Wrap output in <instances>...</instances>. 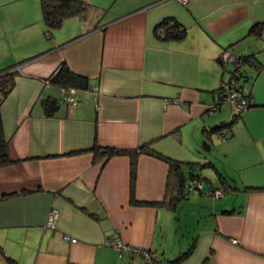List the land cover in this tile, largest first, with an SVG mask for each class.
<instances>
[{"label": "crops", "instance_id": "crops-1", "mask_svg": "<svg viewBox=\"0 0 264 264\" xmlns=\"http://www.w3.org/2000/svg\"><path fill=\"white\" fill-rule=\"evenodd\" d=\"M87 1L105 9L98 25L72 16L50 36L40 0L0 1V68L23 60L0 107L12 159L0 166V264L135 262L139 256L104 243L113 232L159 261L174 258L183 249L166 254L163 235L173 214L181 221L183 199L193 200L198 220L186 240L192 252L179 264H264V188L247 189L264 186V90L243 87L255 105L223 126L225 135L211 130L235 112L222 102L211 107L225 77L222 51L253 53L262 64L258 75L264 73V40L248 35L254 22L264 25V0ZM166 16L186 27L182 38L156 32ZM61 62L89 79L87 89L74 90L77 103L60 101L64 89L44 83ZM44 98L59 103L52 115L44 113ZM142 144L204 162L200 173L209 181L170 210L159 204L168 164L140 153L133 195L142 203L130 202L129 156L106 159L92 147ZM222 188L228 195H210ZM52 207L58 214L49 228Z\"/></svg>", "mask_w": 264, "mask_h": 264}, {"label": "trees", "instance_id": "trees-1", "mask_svg": "<svg viewBox=\"0 0 264 264\" xmlns=\"http://www.w3.org/2000/svg\"><path fill=\"white\" fill-rule=\"evenodd\" d=\"M40 8L43 22L46 28V35L50 36V32L54 29L59 28L62 25V22L72 16H77L80 20L89 23L92 27L98 25L101 22L103 15L105 14V9L100 8L87 0H40ZM262 22H254L248 29V35L259 36L262 33ZM156 32L162 33L164 37L169 38H182L186 33V27H184L179 21H177L172 16H166L155 26ZM220 59V58H219ZM241 66L239 68L241 72V78L238 80V88L241 90V95L247 97L251 103L249 106L255 105V101L252 99L250 92H246L243 89L241 82L245 79L243 72L244 64H249L257 69L262 66L258 58L253 54H242L240 55ZM23 60L13 62L12 64L6 65L0 68V107L6 96L13 89L15 84V77L18 74V70L15 69L17 64H20ZM226 81L225 78L222 79V82ZM221 82V83H222ZM44 83H51L61 87L62 89L73 88L77 89H87L90 85L89 79L85 76L73 72L65 62H61L46 78H44ZM221 85L216 89V94L218 96ZM217 98V97H216ZM58 101L52 98H44L42 100V106L44 113L46 115H52L57 106ZM235 111V110H234ZM241 111L234 112V116L227 122H224L216 127H213L211 130L216 132L217 136L225 135L221 129L223 126H230L237 115ZM0 113V166L10 164L12 159L9 157L7 150V142L3 135L2 130V121ZM216 128V129H215ZM210 132V129L208 130ZM92 150L95 156H102L106 159L115 156V155H128L130 158L129 166V181H130V202L132 203H142L135 200L133 195V185L136 175V160L137 156L140 153H148L153 155L168 164V175L166 179L165 193L162 200L159 201V204L164 205L170 210H174L178 202L186 197L187 191L189 188L187 184L189 181L194 179L204 180L208 182V178L201 176L200 169L205 164L204 162H197L191 160H180L169 157L153 148L149 144H142L137 148H116V147H98L93 146ZM219 179L225 183V178L221 173H217ZM264 186L260 187H247V189H261ZM201 189V188H200ZM228 188H222V193L225 195V190ZM216 190H211L212 192ZM214 199L221 198L223 196L214 197ZM148 203H156L149 202ZM193 249V242H191L188 247L180 251L174 258L166 259L159 261L154 256V260L159 261L160 264H179L185 258H187Z\"/></svg>", "mask_w": 264, "mask_h": 264}, {"label": "built area", "instance_id": "built-area-1", "mask_svg": "<svg viewBox=\"0 0 264 264\" xmlns=\"http://www.w3.org/2000/svg\"><path fill=\"white\" fill-rule=\"evenodd\" d=\"M181 3H185L187 0H177ZM220 61L222 63H232L233 68L230 70V76L229 78L222 82L219 94L216 98V102L211 106L214 108L221 102H228L230 103L233 110L239 112L243 111L247 107H249L251 101L241 95V90L238 88V80L241 78V72L239 70L241 66V59L240 54L235 53L233 50L230 51V49H225L222 51L220 55ZM74 89L73 88H67L64 89V93L60 99V101H64L66 103H77L76 98L73 96ZM204 186V180L200 179H194L189 181L187 184V187L190 189L192 187H198L202 188ZM210 194H212L214 197L223 196L221 189H216L213 192L210 191ZM58 214V210L55 207L50 208L48 211L45 226L49 228H53L55 226L56 217ZM62 237L65 240H69L71 242L76 241L75 237H72L67 234H63ZM233 242H236L235 239H232ZM104 243L107 246L112 247L117 251L119 255L123 253H128L131 255H137L142 258L143 262L141 264H160L159 261L154 260L152 257L153 255L150 253V250L144 247L134 246L128 242H125L119 233L113 232L111 235H109Z\"/></svg>", "mask_w": 264, "mask_h": 264}, {"label": "rangeland", "instance_id": "rangeland-1", "mask_svg": "<svg viewBox=\"0 0 264 264\" xmlns=\"http://www.w3.org/2000/svg\"><path fill=\"white\" fill-rule=\"evenodd\" d=\"M1 1V0H0ZM253 38L258 39L257 41L264 40V31H262L261 37L259 36H254L252 35ZM5 41L4 35H3V30L0 28V46L3 45ZM260 59L262 62H264V52L260 54ZM249 65V64H248ZM251 66V65H250ZM225 80H227L230 76V70L233 68L232 63L226 62L225 63ZM253 69H252V68ZM247 66L248 69V75H250L245 81H240L241 85L246 90H249L250 88L252 89L253 92H258L261 90H264V73L258 75L257 69L253 66ZM224 105H230L228 102H222ZM231 106V105H230ZM232 108V107H231ZM195 190H192L191 192H194ZM228 195V194H225ZM224 197V195H223ZM222 197V198H223ZM220 199V198H216ZM193 200H182L180 204L177 207V213L183 212V214L180 216L181 221L176 220V214H173L174 212L172 211L171 213L173 214L171 217L172 222H170L171 225H167V229L165 230V233L163 235V249H165V253L167 254H173L172 252H177L178 250H184L187 248V238L189 237L188 232L190 231L191 227L196 225V222L198 220L197 218V208L193 206ZM197 205V201L195 202ZM175 215V216H174ZM175 218H174V217ZM183 222H186V226L183 224ZM158 249V256L161 257L164 255L162 253V248L157 247ZM142 258L137 257L135 259V262H132L131 264H141Z\"/></svg>", "mask_w": 264, "mask_h": 264}]
</instances>
